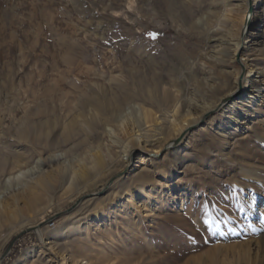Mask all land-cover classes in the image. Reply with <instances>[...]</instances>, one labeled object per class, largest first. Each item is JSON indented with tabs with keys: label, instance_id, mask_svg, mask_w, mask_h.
Masks as SVG:
<instances>
[{
	"label": "rangeland",
	"instance_id": "obj_1",
	"mask_svg": "<svg viewBox=\"0 0 264 264\" xmlns=\"http://www.w3.org/2000/svg\"><path fill=\"white\" fill-rule=\"evenodd\" d=\"M257 30L260 43L246 40ZM245 63L262 70L261 96L222 132ZM132 99L146 124L135 107L120 125ZM177 99L176 120L159 119ZM190 100L222 107L198 115ZM107 125L132 152L117 177L118 165L92 169L93 154L108 163L105 148L119 150ZM137 183L150 197L151 186L162 191L127 201ZM0 255L1 264H264V0H0Z\"/></svg>",
	"mask_w": 264,
	"mask_h": 264
},
{
	"label": "bare ground",
	"instance_id": "obj_2",
	"mask_svg": "<svg viewBox=\"0 0 264 264\" xmlns=\"http://www.w3.org/2000/svg\"><path fill=\"white\" fill-rule=\"evenodd\" d=\"M249 5L251 6V1H250ZM225 7L226 6H224V8H223L224 12L226 10ZM225 13H222V18L223 19H226ZM255 19L256 18L253 15H247L245 17V20H244L245 26L249 27V25H252V23L255 22ZM258 29H260V28H258ZM259 32H260V30H257V32L251 33L249 36L246 37V40L253 41V44L260 43V41H258V38H260ZM250 37H252L251 40H249ZM225 42H227V41H223V43H225ZM234 47H235V52L234 53H236L238 51V49L240 48L239 41L234 42ZM245 64L247 66V71L243 75V78H242V82L244 83L245 90H243L244 92H243V94L241 96H239L236 100L231 102L229 106H227L226 121L221 120L217 124L218 129L220 131H222V132H224L231 124L233 126H235L236 129H238L240 127V125L243 123V122H241V120L243 118H248V115L250 114L251 110L255 107V105L257 104V102L259 101V98L261 96L262 88H261L260 84H263L262 70L259 67L250 66V64H248V63H245ZM164 99H165V101H169L170 97L167 94H165L164 95ZM132 101H134V99L129 100L127 102V104H128L127 105V112H125V115L121 116L122 120L120 122V125H123L124 120H126L129 117V115L131 113H133V108H135V107L143 110L142 114L144 116L145 124H146L148 122V120H147L148 119L147 117L149 116L148 112L146 110H144L140 106V104H136V105H135V103L132 104L131 103ZM179 105H180V103H179V100L177 99L174 102L171 110L165 109V110L162 111V113H160L158 115L159 119L165 120L167 122L175 121L176 119L174 117V113L178 109ZM190 105L195 110V113H197L198 115H201V114L206 113L209 110H213L214 108L219 107L221 104L220 103L219 104L216 103V104H213L212 106L209 107V105H207L204 102L190 100ZM220 107H222V106H220ZM183 124L184 125H188L189 123L184 121ZM107 126L108 127L106 129V132H107L106 134L108 135V137L110 138V140H111V142L113 144H116V145L119 146V150L113 152L111 150L112 144L108 145L106 148L104 147L106 149V151L108 152V154H109L108 163H105V162L101 161V159L97 158L96 155L93 154L92 155V158H93L92 169H93V172H94L95 176H99L104 171V168L116 167L118 165V166L122 167V170H120L118 172L119 174L115 175L117 177V176H121V174H123L127 170L128 164H129V161H130V158H131V155H132V152H131V150L128 149L127 145H125L121 141H118V139L116 137V129L114 127H112V126H109V125H107ZM214 126H215V122H214V120H211L209 122V124H208V128L209 129H214ZM161 129H162V126L160 124H155L153 126V130L152 131L155 132L157 135H159V134H161ZM133 131H134L133 132V136H135L136 142H138V143L141 142V139L143 138V134L145 132V128L143 127V123L142 124H138L136 129H134ZM139 157H140V159H142V155H140ZM147 160L150 161L151 158H147ZM15 163H16V161H15ZM16 164H13V165L16 166ZM135 166H138V165H135ZM66 169L70 171L69 172L70 173V179L73 181V177L72 176L74 174V171L72 169V164H70V163L67 164ZM40 173H41V171H40ZM18 176H16V177H18ZM160 177L162 179H168L169 178V176H166L165 173H162L160 175ZM151 185H153V184H151ZM153 186H151V189H152L153 193L156 195L155 197H153V196L150 197L151 193L145 191L144 185L141 184V183H137L136 186H135L136 193L135 194L128 193L127 197H126V200L127 201H129L131 199L134 200V195H142L144 193L146 194V192L148 193V194H146L147 197H148V198H146L147 200H150L151 198L155 199L157 197V195H159L161 193L162 190H161V186H156V187H153ZM168 190H169V188H168ZM121 203L122 202L118 203V207L119 208L122 205ZM42 220L43 219H41L40 223L42 222ZM67 226L68 225L65 224V225H59L56 228H54V230L52 231L53 237H57L61 232H63V230ZM37 233H38L40 239L43 241L44 240V235H43L40 227H37ZM46 243H49V242L46 240ZM2 259H3V257L0 255V264H1Z\"/></svg>",
	"mask_w": 264,
	"mask_h": 264
},
{
	"label": "snow or ice",
	"instance_id": "obj_3",
	"mask_svg": "<svg viewBox=\"0 0 264 264\" xmlns=\"http://www.w3.org/2000/svg\"><path fill=\"white\" fill-rule=\"evenodd\" d=\"M147 35H148L151 39L154 40V39L156 38V35H157V34H156V33H148ZM205 222L208 223V221H205Z\"/></svg>",
	"mask_w": 264,
	"mask_h": 264
},
{
	"label": "water",
	"instance_id": "obj_4",
	"mask_svg": "<svg viewBox=\"0 0 264 264\" xmlns=\"http://www.w3.org/2000/svg\"><path fill=\"white\" fill-rule=\"evenodd\" d=\"M11 244H12V242L7 246V248H6V250H5V252H4V254H6L7 253V251H8V249L10 248V246H11ZM3 254V255H4Z\"/></svg>",
	"mask_w": 264,
	"mask_h": 264
}]
</instances>
